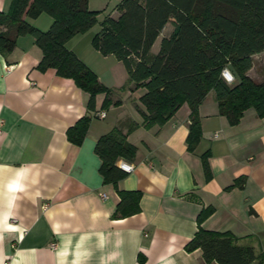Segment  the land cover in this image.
<instances>
[{
    "label": "crops",
    "instance_id": "0c3cea01",
    "mask_svg": "<svg viewBox=\"0 0 264 264\" xmlns=\"http://www.w3.org/2000/svg\"><path fill=\"white\" fill-rule=\"evenodd\" d=\"M8 3L0 0V11ZM87 7L97 11L96 0H88ZM118 14L115 8L107 13ZM23 19L42 31L52 23L46 13ZM94 26L65 47L110 89L113 101H120L106 109L103 93L89 111L88 93L71 78L52 68L39 70L42 52L31 35L18 36L11 52L0 53V264H218L206 262L199 248H184L207 207L212 211L201 222L203 229L229 232L264 258V116L249 108L230 125L210 90L198 106L201 137L193 151L186 148V103L163 125L144 128V106L131 108V94L119 89L127 78L125 66L92 45L101 28ZM173 29L170 19L150 50ZM86 114L87 132L79 145L72 144L66 131ZM126 118L139 124L127 135L136 146L128 161L134 170L114 186L103 182L94 145ZM205 152L208 180L201 164ZM238 178L241 187L226 188ZM117 189L141 192L139 212L113 216Z\"/></svg>",
    "mask_w": 264,
    "mask_h": 264
},
{
    "label": "trees",
    "instance_id": "16d2710c",
    "mask_svg": "<svg viewBox=\"0 0 264 264\" xmlns=\"http://www.w3.org/2000/svg\"><path fill=\"white\" fill-rule=\"evenodd\" d=\"M88 0H10L8 10L0 11V53L7 54L20 35H31L41 49L37 68H49L88 93L87 109H95V96L103 93V109L118 105L111 91L65 43L74 35L86 32L96 23V11L87 7ZM116 18L106 15L92 45L102 54H113L127 71L136 87L145 89L140 97L144 110L141 125L150 128L163 125L183 104L189 106L186 148L193 151L201 137L198 106L210 90L215 93L218 113L230 125L239 122L243 112L253 108L264 116V65L261 79L247 75L251 56L264 52V0H120ZM46 13L52 18L42 31L23 19ZM174 29L162 37L159 50L149 55L153 42L167 22ZM227 67L235 77L228 84L221 76ZM90 115L78 119L66 131L69 142L79 145L86 132ZM139 126L134 120H120L100 136L94 151L100 158L99 173L104 183L116 185L126 173L117 163L132 161L136 146L127 135ZM208 152L201 155L205 179L211 177ZM234 186H242V178ZM119 201L113 216L122 218L139 212L141 192L118 190ZM212 208L203 209L197 217V231L185 245L186 251L199 248L206 262L218 264H264L250 245H240L229 232L203 229L201 222Z\"/></svg>",
    "mask_w": 264,
    "mask_h": 264
},
{
    "label": "rangeland",
    "instance_id": "374dc122",
    "mask_svg": "<svg viewBox=\"0 0 264 264\" xmlns=\"http://www.w3.org/2000/svg\"><path fill=\"white\" fill-rule=\"evenodd\" d=\"M119 2L120 0H96V4L98 5V7L96 11L97 12L96 13V23L94 25L97 28L100 27L101 22L106 17L107 13L112 11L113 8H115ZM9 4H10V0H9V3L7 4V9L5 11L8 10ZM158 47H159V42L157 40V42L154 44V46L150 50L149 55L150 56L154 55L156 51L158 50ZM263 65H264V53L256 55L252 59V68L250 70V75L254 81H259L261 79V72H262ZM119 89L123 90L126 93L129 92V94H131L127 102L131 108H134V104L138 105V106H135L137 109L139 105H142V103L139 100L140 99L139 95L141 94L140 90H142V87H136L132 82H130L128 75H127V78H124L123 81L121 82Z\"/></svg>",
    "mask_w": 264,
    "mask_h": 264
},
{
    "label": "built area",
    "instance_id": "2783aa9c",
    "mask_svg": "<svg viewBox=\"0 0 264 264\" xmlns=\"http://www.w3.org/2000/svg\"><path fill=\"white\" fill-rule=\"evenodd\" d=\"M227 69V73H225V75H222V70ZM221 70V76L222 78L225 80L226 83L228 84H232L235 81V77L234 75L231 73V71L227 68L224 67ZM227 75H231L233 77V79L231 80V82H229L228 79H226ZM105 113L104 112H100L98 114L99 117H104ZM1 127H2V120H0V132H1ZM117 166L124 171L125 173H131L134 170V165L131 162L125 161V160H121L117 163Z\"/></svg>",
    "mask_w": 264,
    "mask_h": 264
},
{
    "label": "clouds",
    "instance_id": "9594fccd",
    "mask_svg": "<svg viewBox=\"0 0 264 264\" xmlns=\"http://www.w3.org/2000/svg\"><path fill=\"white\" fill-rule=\"evenodd\" d=\"M227 71H228L227 69L222 70V75H225V73H227ZM226 79H228L229 82H231V80L233 79V77L231 75H227L226 76Z\"/></svg>",
    "mask_w": 264,
    "mask_h": 264
}]
</instances>
